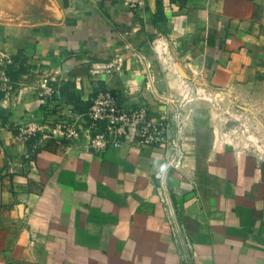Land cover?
Instances as JSON below:
<instances>
[{
    "label": "crops",
    "instance_id": "1",
    "mask_svg": "<svg viewBox=\"0 0 264 264\" xmlns=\"http://www.w3.org/2000/svg\"><path fill=\"white\" fill-rule=\"evenodd\" d=\"M100 88L182 126L164 182L196 264H264V155L229 130L236 105L264 142V0H0V264H182L164 149L134 130L104 151L21 131Z\"/></svg>",
    "mask_w": 264,
    "mask_h": 264
},
{
    "label": "built area",
    "instance_id": "2",
    "mask_svg": "<svg viewBox=\"0 0 264 264\" xmlns=\"http://www.w3.org/2000/svg\"><path fill=\"white\" fill-rule=\"evenodd\" d=\"M120 1L125 6L136 8L145 5L147 0ZM39 88L40 95L45 100L54 99L58 93V86L53 78H44ZM46 128L52 137L73 144L84 140L87 148L94 151L121 146L130 130L136 132L142 146L164 149L165 161L155 174L161 179V184L157 187L158 195L168 221L172 224L174 237L181 243L182 264H196L194 244L185 232L183 221L177 217L172 197L164 182L166 172L170 168L179 169L184 165L182 126H178V123L175 125L166 114H152L145 105L126 108L120 103L118 93L100 88L91 97V103L85 112H79L73 106L63 105L58 109L57 117L50 123H28L21 131L27 136ZM256 143L261 146L259 149L264 155V142Z\"/></svg>",
    "mask_w": 264,
    "mask_h": 264
},
{
    "label": "rangeland",
    "instance_id": "3",
    "mask_svg": "<svg viewBox=\"0 0 264 264\" xmlns=\"http://www.w3.org/2000/svg\"><path fill=\"white\" fill-rule=\"evenodd\" d=\"M241 110L240 108H238V106H230L229 108V117H230V120H229V130L232 129L235 130L234 132H232V135H240L243 140V143L246 145H250V146H254L256 147L258 150L261 149V146H259L256 141H254L253 139V130L251 128V126H257V121H255V118L248 114L249 118L248 119H241L240 118H235V117H239L237 115V113H239ZM245 118V117H244ZM236 122V123H235ZM240 122V123H243L244 125H241V127H238L239 125H237V123ZM252 136H250V135ZM260 148V149H259Z\"/></svg>",
    "mask_w": 264,
    "mask_h": 264
}]
</instances>
